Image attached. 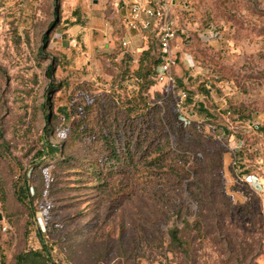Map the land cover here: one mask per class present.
<instances>
[{"label": "rangeland", "instance_id": "1", "mask_svg": "<svg viewBox=\"0 0 264 264\" xmlns=\"http://www.w3.org/2000/svg\"><path fill=\"white\" fill-rule=\"evenodd\" d=\"M134 1L162 5L176 30L175 82L157 81L148 97L170 96L200 136L175 129L187 156L151 152L116 194L39 153L73 126L85 90L136 95L140 55L159 43L153 25L123 45ZM25 181H44L32 214L17 198ZM263 211L264 0H60L57 18L54 0H0V264L42 244L51 264H264ZM176 225L181 247L167 235ZM73 228L67 246L60 237Z\"/></svg>", "mask_w": 264, "mask_h": 264}, {"label": "trees", "instance_id": "2", "mask_svg": "<svg viewBox=\"0 0 264 264\" xmlns=\"http://www.w3.org/2000/svg\"><path fill=\"white\" fill-rule=\"evenodd\" d=\"M59 3L60 0H54L55 18L59 16ZM54 24H56L55 21L49 25V28ZM46 39L45 33L43 40L46 41ZM160 61L159 49L154 51L151 46H148L142 51L139 67L133 72L139 87L136 95L126 100L116 97L114 92L93 94L85 90L87 102L79 110L78 119L61 136L58 133L53 135L60 142L51 143L47 140L39 157H43V161L48 159L55 162L54 165L63 170H74L76 167L79 170L76 171L77 173L94 183L92 187L100 191L113 190L116 194L130 189L137 173L136 166L151 152H156L158 156L163 155L166 161L174 159V156L186 157L175 131L181 130L184 134L189 132L200 136L196 123L182 119L181 113L170 102V96L162 97L156 91L157 97L151 100L148 97L147 90L158 81L156 69ZM50 68L47 74L51 73ZM51 91L52 87L46 94ZM46 118H49V114H46ZM45 126L49 125L45 124ZM167 128L172 131L169 132ZM171 136L175 138L173 146ZM43 161L40 162L39 158L37 162L32 163V166L37 169L40 165L39 168L42 169ZM181 170L186 172L184 169ZM51 181L52 178L48 188ZM40 182V188L29 187L25 181L24 187L21 190L18 189L17 198L28 205L29 214H32L30 206L35 195L40 197L44 195V181ZM184 184L190 188L195 183L190 180ZM195 189L199 191V187ZM46 193V197H49L50 189H47ZM187 195L188 198L197 200L193 193H187ZM180 222L182 226L189 224V220L184 216L180 218ZM56 224L59 223L52 222L47 228L60 231L63 225ZM167 235L170 244L182 246L183 238L177 225L168 228ZM78 236L73 228L62 235L60 241L68 246ZM243 251L245 256L249 254L254 256L252 248L249 250L247 246H244ZM13 264H51L50 251L42 244L40 249L19 252L15 255Z\"/></svg>", "mask_w": 264, "mask_h": 264}, {"label": "built area", "instance_id": "3", "mask_svg": "<svg viewBox=\"0 0 264 264\" xmlns=\"http://www.w3.org/2000/svg\"><path fill=\"white\" fill-rule=\"evenodd\" d=\"M124 22L128 30L136 31L148 29L153 25L157 26L156 34L161 58L160 64L156 69L157 80L170 84L174 83L175 81L171 74V67L174 64L171 42L176 37V30L166 9L162 5L157 6L150 3L131 2L126 7ZM125 44L126 40L124 39L123 45ZM179 96L181 99L179 103H176L177 108L181 106L182 99H186V92L183 90L180 91ZM182 119L185 120L186 118L182 116Z\"/></svg>", "mask_w": 264, "mask_h": 264}, {"label": "crops", "instance_id": "4", "mask_svg": "<svg viewBox=\"0 0 264 264\" xmlns=\"http://www.w3.org/2000/svg\"><path fill=\"white\" fill-rule=\"evenodd\" d=\"M140 37H141V33L139 31L127 29L124 39L126 40L127 43H129V42H134V40L137 39L139 40Z\"/></svg>", "mask_w": 264, "mask_h": 264}]
</instances>
